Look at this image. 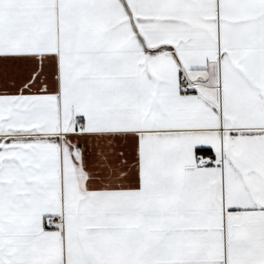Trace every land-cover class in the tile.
<instances>
[{"label":"snow or ice","instance_id":"6c2138e0","mask_svg":"<svg viewBox=\"0 0 264 264\" xmlns=\"http://www.w3.org/2000/svg\"><path fill=\"white\" fill-rule=\"evenodd\" d=\"M0 264H264V0H0Z\"/></svg>","mask_w":264,"mask_h":264}]
</instances>
